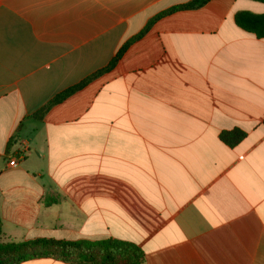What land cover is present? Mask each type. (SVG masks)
Wrapping results in <instances>:
<instances>
[{
	"label": "crops",
	"instance_id": "crops-1",
	"mask_svg": "<svg viewBox=\"0 0 264 264\" xmlns=\"http://www.w3.org/2000/svg\"><path fill=\"white\" fill-rule=\"evenodd\" d=\"M192 1L0 0V242L116 239L141 264H264V39L235 23L264 3L158 18ZM236 128L247 137L231 148L219 136Z\"/></svg>",
	"mask_w": 264,
	"mask_h": 264
},
{
	"label": "trees",
	"instance_id": "trees-1",
	"mask_svg": "<svg viewBox=\"0 0 264 264\" xmlns=\"http://www.w3.org/2000/svg\"><path fill=\"white\" fill-rule=\"evenodd\" d=\"M210 1L193 0L189 4L175 7L161 14L158 18L178 10L200 8ZM252 1L264 3V0ZM235 23L241 29L255 34L258 39H264V14H254L248 11L239 12L235 15ZM126 47L113 59L107 70L111 69L119 61ZM89 80L87 79L80 85L58 95L37 116H43L52 106L61 103L67 97L83 88ZM219 137L225 145L234 148L245 140L247 133L236 128L231 131L221 132ZM143 257V251L136 245L116 239L65 241L39 238L22 242H0V264H23L40 258H52L69 264H141Z\"/></svg>",
	"mask_w": 264,
	"mask_h": 264
},
{
	"label": "built area",
	"instance_id": "built-area-1",
	"mask_svg": "<svg viewBox=\"0 0 264 264\" xmlns=\"http://www.w3.org/2000/svg\"><path fill=\"white\" fill-rule=\"evenodd\" d=\"M22 158H23L22 154H20L19 156L12 157V160L9 162V167H11V168L17 167L18 166V160L22 159Z\"/></svg>",
	"mask_w": 264,
	"mask_h": 264
},
{
	"label": "rangeland",
	"instance_id": "rangeland-1",
	"mask_svg": "<svg viewBox=\"0 0 264 264\" xmlns=\"http://www.w3.org/2000/svg\"><path fill=\"white\" fill-rule=\"evenodd\" d=\"M261 6H264V4H260Z\"/></svg>",
	"mask_w": 264,
	"mask_h": 264
}]
</instances>
